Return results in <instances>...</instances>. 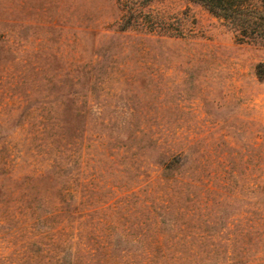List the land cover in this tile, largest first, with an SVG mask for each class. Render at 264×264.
Listing matches in <instances>:
<instances>
[{"label":"rangeland","instance_id":"obj_1","mask_svg":"<svg viewBox=\"0 0 264 264\" xmlns=\"http://www.w3.org/2000/svg\"><path fill=\"white\" fill-rule=\"evenodd\" d=\"M0 264H264V32L0 0Z\"/></svg>","mask_w":264,"mask_h":264},{"label":"trees","instance_id":"obj_2","mask_svg":"<svg viewBox=\"0 0 264 264\" xmlns=\"http://www.w3.org/2000/svg\"><path fill=\"white\" fill-rule=\"evenodd\" d=\"M202 4L214 17L254 37L264 32V0H192ZM252 2L258 8L252 6Z\"/></svg>","mask_w":264,"mask_h":264}]
</instances>
